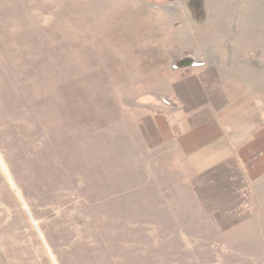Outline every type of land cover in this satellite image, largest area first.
<instances>
[{
    "label": "rangeland",
    "instance_id": "obj_1",
    "mask_svg": "<svg viewBox=\"0 0 264 264\" xmlns=\"http://www.w3.org/2000/svg\"><path fill=\"white\" fill-rule=\"evenodd\" d=\"M0 264H264V0H0Z\"/></svg>",
    "mask_w": 264,
    "mask_h": 264
},
{
    "label": "crops",
    "instance_id": "obj_2",
    "mask_svg": "<svg viewBox=\"0 0 264 264\" xmlns=\"http://www.w3.org/2000/svg\"><path fill=\"white\" fill-rule=\"evenodd\" d=\"M170 119V128L172 130V133L179 138L186 137L191 132L198 131L201 128L205 127L211 119V112L205 106L187 114L175 113L170 117ZM251 126L252 124L250 120L247 119V113L242 116V119H236L232 121V123L229 124L228 128H232L231 132L235 134L233 135V142L235 144L241 145L246 140L247 136L250 133V130H252Z\"/></svg>",
    "mask_w": 264,
    "mask_h": 264
}]
</instances>
